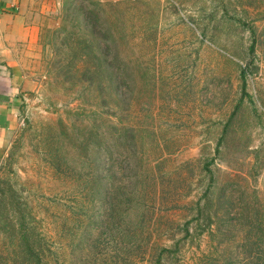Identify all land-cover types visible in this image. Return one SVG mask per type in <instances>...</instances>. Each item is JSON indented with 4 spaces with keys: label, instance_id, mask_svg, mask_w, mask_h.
I'll list each match as a JSON object with an SVG mask.
<instances>
[{
    "label": "rangeland",
    "instance_id": "rangeland-1",
    "mask_svg": "<svg viewBox=\"0 0 264 264\" xmlns=\"http://www.w3.org/2000/svg\"><path fill=\"white\" fill-rule=\"evenodd\" d=\"M63 1L24 59L31 82L0 158V264L23 263L20 224L43 264H153L174 244L162 264L258 255L264 0H100L120 1L111 80L58 45Z\"/></svg>",
    "mask_w": 264,
    "mask_h": 264
},
{
    "label": "trees",
    "instance_id": "trees-1",
    "mask_svg": "<svg viewBox=\"0 0 264 264\" xmlns=\"http://www.w3.org/2000/svg\"><path fill=\"white\" fill-rule=\"evenodd\" d=\"M121 1L144 3L142 0ZM126 8L128 9L129 7ZM119 9L120 1L64 0L61 5L60 21L58 26L52 30V33L59 36L58 45H64L67 51H69L75 57H78V60H81L82 57H85L88 54H92L96 59H99L102 70L108 73L109 80H111V75L113 74L110 60L115 57V51L113 52V48L115 47V33L113 31L114 29L117 30L118 28L117 24L119 18L116 13L118 14ZM112 26H114L113 29H111ZM247 30L250 38L247 51L251 54L257 39L255 37L253 27L247 26ZM262 34H264V29ZM73 68L74 71L77 72L83 71L79 65L74 66ZM91 69L87 67L84 68V70L93 73L94 70L91 71ZM247 72L248 69L243 67L240 68L238 73L240 78L241 97H248L244 90L245 76ZM232 112L222 127V134L225 132L230 122ZM215 151H217L216 146ZM211 162L212 159L210 158L209 160L204 161L202 164L203 169L209 174L210 170L208 166L211 164ZM15 233L17 245L20 246L21 254L24 256L23 263L43 264L41 249H37V246L34 245L35 241L33 243L32 237L28 236L24 226H21V224L17 225ZM184 233L188 234L187 228H185ZM175 250V244L170 248L159 247L154 257L153 264H162V255H170L174 253ZM233 264H264V246L255 257L249 256L243 261L235 260V263Z\"/></svg>",
    "mask_w": 264,
    "mask_h": 264
},
{
    "label": "crops",
    "instance_id": "crops-1",
    "mask_svg": "<svg viewBox=\"0 0 264 264\" xmlns=\"http://www.w3.org/2000/svg\"><path fill=\"white\" fill-rule=\"evenodd\" d=\"M58 0H0V158L9 144L30 78L24 59Z\"/></svg>",
    "mask_w": 264,
    "mask_h": 264
}]
</instances>
